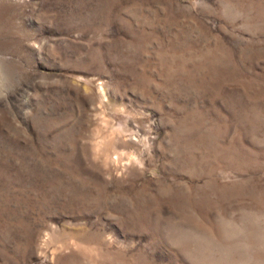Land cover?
I'll use <instances>...</instances> for the list:
<instances>
[{
    "label": "rangeland",
    "instance_id": "obj_1",
    "mask_svg": "<svg viewBox=\"0 0 264 264\" xmlns=\"http://www.w3.org/2000/svg\"><path fill=\"white\" fill-rule=\"evenodd\" d=\"M0 264H264V0H0Z\"/></svg>",
    "mask_w": 264,
    "mask_h": 264
}]
</instances>
